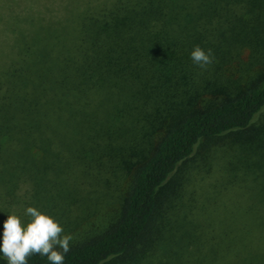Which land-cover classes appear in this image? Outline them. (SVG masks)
<instances>
[{
  "label": "trees",
  "instance_id": "obj_1",
  "mask_svg": "<svg viewBox=\"0 0 264 264\" xmlns=\"http://www.w3.org/2000/svg\"><path fill=\"white\" fill-rule=\"evenodd\" d=\"M193 46L211 52L203 69ZM259 115L264 0H0V183L14 197L28 178L29 203L65 235L86 219L87 195L100 187L91 196L115 201L129 180L115 219L71 238L63 264H145L158 249V264H264ZM222 137V153L198 162L201 143ZM219 158L231 183L263 181L257 199L241 203L246 184L207 210L190 192L182 212L189 173L191 183ZM72 202L84 208L69 219Z\"/></svg>",
  "mask_w": 264,
  "mask_h": 264
},
{
  "label": "rangeland",
  "instance_id": "obj_2",
  "mask_svg": "<svg viewBox=\"0 0 264 264\" xmlns=\"http://www.w3.org/2000/svg\"><path fill=\"white\" fill-rule=\"evenodd\" d=\"M263 118V115H259V118L257 120H261ZM228 145L229 139L227 137L203 141L201 143L200 150L196 152L195 156L196 158H198L197 160L199 162L201 161V159H199L200 152L208 153L210 151H214L217 155L220 152L222 153V150H224ZM218 157L220 156H217V158ZM72 160L73 164L72 167L69 168L70 172L71 169L74 168L76 174L79 176V180L82 179V182H86V173L83 171H87L88 168L84 166V164L82 163V159L74 158ZM217 160H212L213 163H211V167H209L207 171L197 174L198 177L192 180L191 183L189 173V178L187 182L184 183V187L182 188L183 200L185 203V205L181 209L182 212L190 215V192L194 195L197 194V199L200 201L201 205H204L207 210H211L213 208L212 205L214 202H229L230 199L233 198L234 192L238 193L244 191V186L246 184L247 186L245 189L247 190V194L245 192L241 196L239 195V197L241 198V203L243 204L244 202H250V200H252L254 197L257 199L259 187H261V185L263 184L262 180H256V182L252 183L253 185H255V187L252 184V187H250V185L248 184L250 182L248 179L251 178H249L248 176H246L242 182L240 181V183H231L229 180H227L226 171L224 169L225 167L222 165L221 159L218 160L219 162ZM215 162H217V164H215ZM185 166L186 168H188V166L190 167V161ZM241 173H243V170L240 169L239 174ZM70 179L71 174L68 177V180ZM22 180L23 181L18 183L19 186L16 187L15 190H12L14 197L7 192L4 183H0V212H2L0 213V219H4L5 215L8 214H14L18 216L22 223L28 219V217L25 216L24 209L26 206H32V204L29 203V195L25 193L27 190V186L29 187L30 183L28 178ZM238 180L242 179L238 178ZM83 186H86V184ZM127 186H129V180L124 182V185L122 184L119 187L118 196L120 197L117 199L115 198V201H113L114 199H112L109 200V202H104V198L102 199L100 198V196H98L97 199L94 198L93 196H97L101 190L99 187L97 188V193H91V195L93 196H91L90 194L86 196V202L90 205L88 206V208H84V205L77 204L76 202L67 203L66 209L63 212L62 216L68 217L69 219H74V217L81 212L80 208H84V212H87L88 215L82 222V224L77 227V231H75V234L74 231H71V233L65 235L70 236L73 241L74 239H76V237H81V235L85 232L88 234H94L104 230L109 225V223L115 219L117 213L116 210L118 209L120 202L119 199L127 192ZM207 196H210L214 199H212V201L206 200ZM216 196H218V200ZM160 244L161 242L159 243V245ZM140 247H142V243L139 242L135 246V250L140 249ZM167 248L168 250L174 251L181 250L179 240L174 241ZM186 249H190V238ZM163 252L164 250L158 249L156 251L153 250L152 252L148 253L143 258L145 264H158V258L165 259V254ZM0 264H4V262H0ZM136 264H138V261L136 262Z\"/></svg>",
  "mask_w": 264,
  "mask_h": 264
},
{
  "label": "clouds",
  "instance_id": "obj_3",
  "mask_svg": "<svg viewBox=\"0 0 264 264\" xmlns=\"http://www.w3.org/2000/svg\"><path fill=\"white\" fill-rule=\"evenodd\" d=\"M189 59L201 69L212 62L210 50L205 52L199 46H193ZM24 213L28 219L23 223L14 214L0 219V260L4 264H27L26 258L36 254L48 264H63L71 237L61 235L59 222L37 208L26 206Z\"/></svg>",
  "mask_w": 264,
  "mask_h": 264
}]
</instances>
